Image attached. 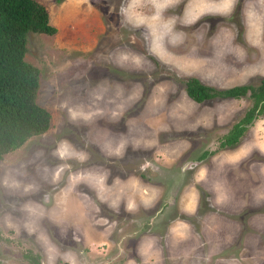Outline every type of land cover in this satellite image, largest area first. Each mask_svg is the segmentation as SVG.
<instances>
[{
	"label": "clouds",
	"instance_id": "9594fccd",
	"mask_svg": "<svg viewBox=\"0 0 264 264\" xmlns=\"http://www.w3.org/2000/svg\"><path fill=\"white\" fill-rule=\"evenodd\" d=\"M238 6L241 9L240 23L243 27V43L239 42L240 29L236 24L228 22L233 20ZM110 11L116 12L120 26L125 28L132 37L142 41L145 49L144 52H138L128 45L111 49L108 52L111 63L122 71L143 72L146 77L151 79V72L145 71L146 63L152 64V71H155L156 66L153 64V60H155L165 69L177 71L178 79L187 80L198 76V74L181 73L176 64L171 62L172 60L182 59L198 62L219 59L220 63L228 69L229 74L226 79L238 76L239 86L247 87L254 80L258 84L260 79H264V0H243L242 5L241 0H117L116 3L110 5ZM208 17H220L226 21L218 24L211 36H209L211 25L206 22L201 23ZM225 34L229 36V40L227 46L222 48L217 42L223 40ZM201 35L203 38L197 40L196 38ZM181 48L184 49L183 52L175 51ZM249 50L255 53L254 59L250 58ZM65 63L69 68L72 66L71 60ZM89 72L87 78L83 79L82 83H77L73 91L63 94V98L58 99L54 108L63 113L67 117L68 124L75 128L78 125L86 127L87 122L94 117H97L96 125L101 127L99 121L105 120V105L110 112L119 108V111L116 112L117 118L109 116L105 120L107 124L113 126L124 121L126 127L125 132L113 131L107 127V131L121 141L117 144L115 155L123 159L129 148L133 152L155 150L151 159L144 157L141 160L138 171L156 177L171 176L174 187H178L180 182H185L184 188L189 190L190 200L182 205L172 194L171 189L165 197L163 187L158 186L161 185L159 182L146 183L140 176L133 174L128 175L126 179H121L120 176L112 177V173L108 169L107 175L97 174L95 183H90L82 175L78 176L72 173L74 183L67 189L66 194L79 192L85 198L98 200L99 204L96 210L100 213L97 220L99 224L118 229V220L101 215V205L106 206L111 212H115L117 216L123 206L124 212L133 217L129 222L136 224L138 229L147 227L148 231H137L139 238L125 235L119 241L108 237L103 245V252L98 253L88 245L85 239L81 240V236L76 233H73L72 237L76 247H72L70 244L62 242L67 239L65 233L61 232L60 241H57L46 229L40 227L38 230L27 220L22 227L29 236L35 237V242L39 245L42 254L40 264H264V255H261L264 253V248L261 247L259 235L253 237V244L243 247L237 252L225 254L239 238V230L236 233L221 235L219 229H208L207 232H211V236H209L203 226L197 230L196 224L191 219H185V217L195 218L197 216L202 195L200 186L208 184L212 180L213 170L209 169L203 161L193 160L191 157L180 163V157L184 155L183 152L180 153V156H169L166 151H163L166 146L171 147L176 142L186 144L185 151H189L190 142L183 138L172 139L171 133L196 132L200 128L211 130L214 126H219L221 113L218 109L225 103L231 104L232 100L221 101L214 107H200L190 113L173 116L175 105L183 100L187 89H181L176 80H160L153 85V90H163V106H158V110L147 118L159 121V125L153 128L151 125H147L145 120V123L139 125L142 132L135 134L137 139L143 136L144 140L155 139L157 143L151 146L144 143L134 145L123 141V138L130 134L128 121H141L148 105L145 104L144 108H141L139 115H128L125 120L124 114L132 112L142 96L133 98L131 88L125 89L123 92L124 103H114L113 97L92 96L89 84L99 85L108 80L123 88V82L104 77L94 83L89 78ZM53 73L54 75L63 74V71L53 69ZM201 81L212 84V81L203 78ZM131 83L133 86L143 87L139 80ZM214 86L219 87L218 84ZM250 92L249 88L245 96L233 98L245 101V105L237 109L238 111H242L243 107L247 106ZM170 97H175L171 103L169 102ZM225 114L234 115V113L228 114L227 112ZM162 116L164 119H161ZM193 117L195 118L193 119ZM205 119L208 120L207 124L203 123ZM256 123L264 125V119H259ZM162 134L169 136L167 142L160 141L159 138ZM200 139L202 140L204 137L201 136ZM219 143V140L211 139L202 147L206 151H216ZM251 143L253 146L247 150H244L243 145L233 150L234 158L225 165V168L239 169L245 161H251L249 169L255 180L259 174H264V160L255 161L251 160V157L254 153H259V156L264 157V142L256 144L254 136ZM214 144L216 148L212 147ZM70 145L75 148V145L66 137L55 143L50 155L60 163L55 166L47 164L43 166L45 181L50 177L52 182H57L61 173L67 171L62 162L69 155ZM77 150L82 152L80 149ZM121 150L123 151L122 156ZM157 155H159V159L156 158ZM84 159V155H81L80 161ZM212 159L215 160L216 157L213 156ZM189 162L196 164L197 167L186 169L184 165ZM70 167L71 165H68V168ZM173 168H175V173L172 172ZM189 173H191V177H189ZM228 175L226 172H221L215 180H212L211 195L208 197L210 206L214 202L216 208L220 210L237 202L241 211L249 208H264V196L259 197L258 200L251 191L247 196H241L239 190L234 189ZM246 175L242 173L241 180L246 178ZM110 178L112 179L111 184H109ZM3 184L5 187L13 189L21 187L15 180L10 182L8 177H5ZM81 185L86 187L92 195L78 191ZM115 185L122 186L121 190L111 199L106 198L103 194L104 191L113 189ZM259 186L258 181L253 185L255 188H259ZM38 190L39 186L35 183L24 187L25 193ZM61 191L63 192L65 189L62 188ZM46 199L47 196L44 197V200ZM161 199L164 200V204L155 211L154 215H145L146 221L142 222L138 215L141 210L145 213L155 209L157 204H161ZM31 204L34 203H25L21 210L31 215ZM173 207L178 210L179 214L168 219L167 228L161 235L158 231L159 225L164 223L165 217L170 215ZM258 215L259 213H254L251 216L255 218ZM44 218L59 225L58 219ZM3 227L18 235L21 225L14 223L10 214H6ZM97 231L103 232L105 229L100 227ZM119 231L123 230L119 229ZM260 231L257 229V233ZM202 232H205V235H201ZM5 238H9L8 232L5 234ZM133 239L138 241L135 250L128 247V242ZM133 251H135V255H133ZM0 264H10V261L0 259Z\"/></svg>",
	"mask_w": 264,
	"mask_h": 264
},
{
	"label": "rangeland",
	"instance_id": "374dc122",
	"mask_svg": "<svg viewBox=\"0 0 264 264\" xmlns=\"http://www.w3.org/2000/svg\"><path fill=\"white\" fill-rule=\"evenodd\" d=\"M37 1L44 6L46 5V10L53 16L51 18L48 16V19L56 31L51 35L32 32L26 33L24 60L33 64L39 70V87L36 102L50 113V126L44 133L28 138L19 148L2 155L0 158V259H8L10 264H33L29 258L24 256L27 253L31 256H36L40 264L42 254L39 250V245L35 242V237L29 236L22 227L23 223L27 220L38 230L40 227L46 229L57 241H60L61 232L65 233L67 239L62 242L70 244L72 247H76L75 242L72 241L73 233H76L81 236V240L87 239L88 245L93 247L98 253L103 252V245L108 237H111L112 240L119 241L125 235L139 238L137 231H148L147 227L138 229L136 224L130 223L129 221L133 217L124 212L123 206L117 216L115 212H111L106 206L101 205V215L109 219L118 220V229L99 224L97 220L100 213L96 210L99 204L98 200L85 198L93 205L91 208L92 211L87 209L86 211L77 201L76 195L79 192L66 194L67 189L74 183L72 173L78 176L82 175L90 183H95L97 174L107 175L108 169L111 171L112 177L120 176L121 179H126L128 175L133 174L140 176L146 183L159 182L161 185L158 186L163 187L165 197L171 189L172 194L182 205L190 200L189 190L184 188L185 182H180L178 187H174L171 176L156 177L150 176L149 173H141L138 171L141 160L144 157L151 159L155 150L133 152L129 148L123 159L115 155L117 144L121 141L112 136L107 131V127L119 132H125L126 127L124 121H121L117 126H113L107 124L105 120L109 116L117 118L116 112L119 111V108L110 112L105 105V120L101 119L99 121L101 127L96 125L95 120L97 117H94L87 122L86 127L78 125L76 128L68 124L67 117L54 108V104L58 102V99H62L63 94L73 91L77 83H82L83 79L87 78L88 72L91 69L89 78L94 83L104 77L123 82V88L108 80L103 81L99 85L89 84L88 87L91 89L92 96L113 97L114 103H124L122 99L123 92L128 88L132 89L133 98L142 96L139 99L137 107L132 112L124 114L125 120H127L128 115H139L141 108H144L145 104L148 105L141 121H128L130 134L128 137L123 138V141L130 142L134 145L141 143L148 144L149 146L155 145L157 143L155 139L147 141L143 139V136L137 139L135 134L142 132L139 125L145 123V120L147 125H151L153 128L158 127L159 121L147 119L158 110V106H163L164 103L163 90L159 89L154 91L153 85L160 80L171 79L176 80L179 87L184 89L182 80L178 79L179 73L175 70L165 69L155 60H153V64L156 66L155 71H152V64L145 62V71L151 72V79L146 77L143 72L134 73L122 71L113 66L111 58L108 56V52L111 49L128 45L138 52L145 51L142 41L136 37H132L125 28H122L116 12L110 11V5L116 3L117 0ZM242 3L243 0H241V5ZM240 10L238 6L233 20H229L228 22L236 24L240 29L241 37L239 42L243 43V27L240 23ZM205 22L211 25L209 31V36H211L215 32L217 25L225 23L226 21L220 17H208L205 21H201V23ZM228 37L226 35V41H224V35L223 40L217 43L222 48L226 47ZM202 38L203 36L201 35L196 39L201 40ZM175 51L181 53L184 49H176ZM249 53L250 58L254 59L255 53L252 50H249ZM69 60L72 61L70 68L65 63ZM171 62L176 64L181 73H197L198 76L194 77L200 81L201 78L212 81V84L207 85L216 87L214 85L218 84L219 87L216 88H228L239 85L238 76H234L233 79H226V76L229 74L228 69L220 63L219 59L198 62L175 59ZM53 69H60L63 71V74L54 75ZM136 80L142 82V88L132 85L131 82ZM256 83L257 81L254 80L250 82V85L255 86L257 85ZM172 99H175V97H170V103ZM228 100H232V103H225L218 109L221 113L219 126H214L211 130L200 128L196 132L184 131L171 133L172 139H187L191 144L189 151H185L187 145L182 142H176L171 147L166 146L163 151H166L169 156H180V153L183 152L184 155L180 157V163H183L190 157L197 160L198 155L202 151H205L202 147L203 144L211 139L218 140L243 115L244 111L251 104V100L247 98V106L243 107L242 111H238L237 109L245 105V101L215 98L202 103H196L190 100L185 94L183 100L175 105L172 112L173 116H178L181 113L187 114L200 107H214L217 103ZM225 112L228 114L234 113V115H226ZM161 119H164V117L162 116ZM259 119H264V111L247 127L248 130L245 131L239 140V147L244 141L248 144L245 150L252 147L253 144L251 142L254 136L256 144L264 142V125L256 123ZM203 123L207 124L208 120L205 119ZM201 136L204 139L201 140ZM64 137L75 145V148L72 145L69 146V155L62 162L65 168H67V171L61 173L57 182H52L50 177L45 181L43 179V166L45 164L55 166L57 163H60L54 160L50 153L55 143ZM159 139L162 142H167L169 136L162 134ZM236 146H232L230 150H235ZM212 147L216 148V145L214 144ZM77 149L82 150V152ZM227 149L229 148H217L216 151H211L212 154L207 155L200 161L208 164L211 157L215 156L217 152L220 153ZM81 155L85 157L83 161H80ZM122 155L123 151L121 150ZM156 158L159 159V155ZM251 160H264V157L259 156V153H254ZM249 163L251 161H245L247 168L249 167ZM68 165H71V167L68 168ZM184 167L186 169H192L196 168L197 165L189 162ZM172 172L175 173V168L172 169ZM238 174H241L240 170L232 172L229 175L231 181L235 180ZM188 175L191 177V173ZM259 175L254 180L251 170L249 171L246 182L243 185L244 187L239 191L241 196H246L250 191L253 193L255 189L253 187L254 183L261 180L262 174ZM5 177H8L10 182L11 180L17 181L21 187L18 189L5 187L3 184ZM212 180L215 179L212 178ZM212 180L208 184L200 186L202 195L197 216L195 218L185 217V219H191L196 224L197 230H200L201 226H203L205 232L208 229H219L220 234L223 235L224 233H236L239 230V238L225 254L237 252L241 248L253 244V237L256 235H259L261 247L264 248V208H249L241 211L237 202H233L230 207L220 210L216 208L214 202L210 206L208 197L211 195ZM111 182L112 179L110 178L109 184ZM33 183L39 186V190L25 193L24 187ZM62 188L65 191L62 192ZM121 188L122 186L115 185L113 189H106L103 194L106 198L111 199ZM237 188L240 190L241 187H239V184L234 189ZM78 191L92 195L83 185L79 187ZM259 191L260 189L256 193L260 197L264 196V193H259ZM45 196H47L46 200H44ZM67 201L69 202L68 207L65 205ZM28 202L34 203L30 205L32 208L31 215L21 210L23 205ZM163 204L164 200L161 199V204H157L155 209L145 213L141 210L138 214L140 220L142 222L146 221V216L154 215L155 211ZM70 209L73 210V213ZM254 213H259V215L252 218L251 215ZM6 214H10L14 223L21 225L18 235L3 227ZM178 214V210L173 207L170 215L165 217L164 223L159 225V234L162 235L164 230H166L168 219ZM43 217H49L53 220L58 219L59 225L52 223L47 218L43 219ZM100 227L105 229L104 232L106 235L103 241L99 238L101 236L100 232L97 231ZM119 229L123 231L120 232ZM257 229L261 231L257 233ZM7 232L9 238L6 239L5 234ZM205 232H202L201 235H205ZM207 234L211 236V232H207ZM92 240H95V243L90 244ZM137 244L138 241L133 239L128 242V247L135 250ZM133 255H135V251H133ZM261 255H264V253H261Z\"/></svg>",
	"mask_w": 264,
	"mask_h": 264
},
{
	"label": "trees",
	"instance_id": "16d2710c",
	"mask_svg": "<svg viewBox=\"0 0 264 264\" xmlns=\"http://www.w3.org/2000/svg\"><path fill=\"white\" fill-rule=\"evenodd\" d=\"M45 6L37 0H0V158L19 148L28 138L44 133L50 126V113L36 102L39 70L24 60L26 33L51 35ZM186 96L196 103L212 99L243 97L251 89V104L243 115L221 135L218 148L235 145L247 126L264 111V79L255 86L216 88L198 78L182 80ZM212 154L202 151L197 160ZM33 264L36 256L24 254Z\"/></svg>",
	"mask_w": 264,
	"mask_h": 264
},
{
	"label": "crops",
	"instance_id": "0c3cea01",
	"mask_svg": "<svg viewBox=\"0 0 264 264\" xmlns=\"http://www.w3.org/2000/svg\"><path fill=\"white\" fill-rule=\"evenodd\" d=\"M45 7H46V5H45ZM47 9V8H46ZM47 12H48V10H47ZM48 16H49V18H51V17H53L49 12H48ZM226 35L227 34H225V38H224V41H226ZM229 38V37H228ZM228 38H227V41H228ZM191 100V99H190ZM194 102V101H193ZM250 125V124H249ZM248 125V126H249ZM247 126V127H248ZM248 129L246 128V130L245 131H247ZM245 131H244V133H245ZM244 133L242 134V136L244 135ZM241 136V137H242ZM240 137V138H241ZM240 140V139H239ZM238 144V146H236ZM239 144H240V141H238L235 145H233V147L234 146H236L235 147V149H238V148H240L239 147ZM243 146H244V150H245V147L246 146H248V144H246V142L244 141V143L242 144ZM223 148H229V149H227V150H223V151H221L218 155L216 154L215 155V157H216V159L215 160H213L212 159V157H211V160H210V162L208 163V164H206L207 165V167L209 168V169H212L213 171H212V178H214V179H216L219 175H220V173L221 172H226V173H228L229 175L232 173V172H235V171H237V170H240V173L241 174H238L237 176H236V178H235V180H233V181H231V179L229 178V175H228V178H229V180L231 181V183H232V185L234 186V188H236V186H238V184H239V187H241L240 188V190L239 191H241L242 190V188L244 187L243 185H244V183L246 182V178H247V175H246V178H244L243 180H241V175H242V173H244V174H248L249 173V167L247 168V166L245 165V162H244V164L241 166V168H239V169H226L225 168V165L227 164V163H229V161L231 160V159H233L234 158V155H235V153H234V151L233 150H230V148H232V146H227V147H223ZM196 158V157H195ZM204 159V158H203ZM203 159H201V160H203ZM194 160V159H193ZM196 160V159H195ZM200 161V160H199ZM260 176V175H259ZM261 180H259V188H255L254 189V191H253V193L257 196V199L259 200V195L256 193V191L258 190V189H260V191H259V193H264V174H262L261 175V178H260ZM261 181V182H260ZM236 185V186H235ZM239 188H237V190H238ZM246 194V193H245ZM247 195H248V193H247ZM246 195V196H247ZM264 195V194H263ZM76 197H77V201L79 202V204L81 205V207H83V209H87V210H91V208H92V206L93 205H91V203L87 200V199H85V197H83L82 195H80V193H78L77 195H76ZM65 205H66V207H68V205H69V202L67 201L66 203H65ZM86 210V211H87ZM70 211L73 213V210H71L70 209ZM92 211V210H91ZM67 216H69L68 214H66ZM100 234H101V236L99 237L100 239H102L101 241H103L104 239H105V232L103 231V232H100ZM104 236V237H103ZM86 241H87V243H88V240L86 239ZM93 243H95V240H92L91 242H90V244H93Z\"/></svg>",
	"mask_w": 264,
	"mask_h": 264
}]
</instances>
